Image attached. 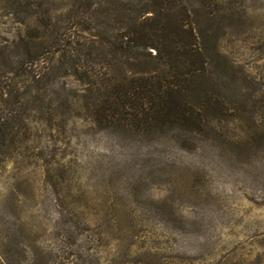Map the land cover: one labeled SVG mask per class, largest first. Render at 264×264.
<instances>
[{
    "label": "rangeland",
    "instance_id": "obj_1",
    "mask_svg": "<svg viewBox=\"0 0 264 264\" xmlns=\"http://www.w3.org/2000/svg\"><path fill=\"white\" fill-rule=\"evenodd\" d=\"M179 1L207 59L205 125L32 113L0 148V264H264V0ZM75 3L0 0V85L38 15Z\"/></svg>",
    "mask_w": 264,
    "mask_h": 264
},
{
    "label": "trees",
    "instance_id": "obj_2",
    "mask_svg": "<svg viewBox=\"0 0 264 264\" xmlns=\"http://www.w3.org/2000/svg\"><path fill=\"white\" fill-rule=\"evenodd\" d=\"M179 2L76 0L66 18L41 12L42 32L20 42L0 85V148L34 112L51 121L81 109L104 127H203L214 104L191 96V84L207 59ZM66 77L81 86L66 87Z\"/></svg>",
    "mask_w": 264,
    "mask_h": 264
}]
</instances>
